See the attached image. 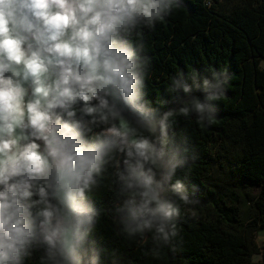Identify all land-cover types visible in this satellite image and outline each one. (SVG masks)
<instances>
[{
	"label": "clouds",
	"instance_id": "obj_1",
	"mask_svg": "<svg viewBox=\"0 0 264 264\" xmlns=\"http://www.w3.org/2000/svg\"><path fill=\"white\" fill-rule=\"evenodd\" d=\"M179 6L178 0H0V264H25L37 245L50 264H86L84 238L98 215L86 193L125 136L108 125L101 138L104 129L91 125L109 115L124 119L128 111L140 126L155 132L159 125L167 136L172 113L157 120L141 103L140 58L124 36L140 22L155 27ZM195 110L200 115L205 105L196 102ZM146 142L124 160L125 231H155L167 242L168 222L180 208L161 197V182L145 168L163 157L155 148L146 152ZM176 167L169 162L165 179ZM173 188L180 192L183 182ZM180 200L192 203L187 195ZM98 259L93 255L91 264Z\"/></svg>",
	"mask_w": 264,
	"mask_h": 264
},
{
	"label": "trees",
	"instance_id": "obj_2",
	"mask_svg": "<svg viewBox=\"0 0 264 264\" xmlns=\"http://www.w3.org/2000/svg\"><path fill=\"white\" fill-rule=\"evenodd\" d=\"M227 1L178 0L180 6L155 27L140 22L124 36L140 58L141 103L160 118L172 115L166 137L158 125L157 148L155 133L127 111L124 119L109 115L91 125L104 129L101 138L108 135V125L125 136L117 138L123 140L120 148L106 157L86 193L85 202L98 214L84 238L86 264L93 255L99 257L97 264H264V253L261 263L253 262L261 253L256 236L264 232V0ZM210 94L222 96L208 100ZM196 102L205 105L200 115ZM141 141H147L141 144L146 152H163L162 160L145 168H153L161 182V197L180 208L168 222L167 242L155 231H125L122 209L130 191L121 176L127 175L126 152ZM220 146L232 178L224 190L208 183L216 164L212 155ZM169 162L177 167L165 179ZM177 179L183 182L180 192L173 188ZM181 195L192 203L185 205ZM241 201L249 205L248 216ZM25 264H50L44 247L35 246Z\"/></svg>",
	"mask_w": 264,
	"mask_h": 264
},
{
	"label": "rangeland",
	"instance_id": "obj_3",
	"mask_svg": "<svg viewBox=\"0 0 264 264\" xmlns=\"http://www.w3.org/2000/svg\"><path fill=\"white\" fill-rule=\"evenodd\" d=\"M221 1L226 5L228 4L227 0H221ZM263 66H264V63H263ZM128 113L131 116L136 118V116L133 113H131V112H128ZM154 115H155L156 119L159 120L160 115L159 114H154ZM154 133H155V139L153 141V146L155 148H157L158 147V125H157V130ZM212 157H213V159H215L216 164L213 167L212 172L208 175V183L211 185H217V186H219V188L221 190H224L225 188L228 187L229 182L232 178H231V175L225 166V161H224L225 153H224L223 147L220 146L219 149L215 150L213 152ZM234 190H236V189H234ZM250 191L251 190L248 189V190H245L243 192H250ZM254 192H255V194H257L259 192V189L256 188ZM236 193L239 194L238 191H236ZM242 201H241V203H242ZM248 208H249L248 204L246 205V204L242 203L241 211L244 213V215L247 212L246 216L249 215ZM256 243H257L258 247L261 249V253L258 255H255L253 257V262L261 263L263 260V253H264V232L260 231L257 234Z\"/></svg>",
	"mask_w": 264,
	"mask_h": 264
}]
</instances>
